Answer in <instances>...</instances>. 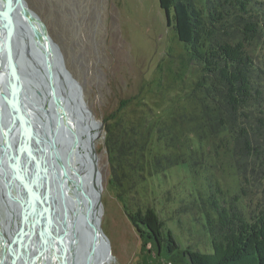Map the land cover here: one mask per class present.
Segmentation results:
<instances>
[{
    "label": "rangeland",
    "instance_id": "rangeland-1",
    "mask_svg": "<svg viewBox=\"0 0 264 264\" xmlns=\"http://www.w3.org/2000/svg\"><path fill=\"white\" fill-rule=\"evenodd\" d=\"M26 1L95 120L109 123L87 124L99 132L112 256L104 264H190L188 252L233 259L264 213V0ZM178 3L187 7V42L175 28ZM207 106L229 127L214 134ZM152 214L171 249L138 232L134 223Z\"/></svg>",
    "mask_w": 264,
    "mask_h": 264
},
{
    "label": "water",
    "instance_id": "water-1",
    "mask_svg": "<svg viewBox=\"0 0 264 264\" xmlns=\"http://www.w3.org/2000/svg\"><path fill=\"white\" fill-rule=\"evenodd\" d=\"M91 123L103 126L40 16L26 0H0V264L112 258L94 141L90 180L63 142L62 131Z\"/></svg>",
    "mask_w": 264,
    "mask_h": 264
},
{
    "label": "trees",
    "instance_id": "trees-1",
    "mask_svg": "<svg viewBox=\"0 0 264 264\" xmlns=\"http://www.w3.org/2000/svg\"><path fill=\"white\" fill-rule=\"evenodd\" d=\"M166 4H167V0H161L162 6H166ZM172 7L174 9V20H175V28H176L177 36L180 41L187 42L191 37L190 23L186 16L187 7L183 3L172 4ZM209 91H211L212 95H214L212 90ZM224 98L226 97L224 96ZM222 101L220 102L222 103ZM124 103H126V100H120L119 105L116 109V112H114V114H116L118 111L122 109L121 106H123ZM223 104L225 105V102ZM206 109H209V107L207 106L205 109L203 108L204 114L208 119L206 123L210 128L213 129V131L215 132L214 134H217L216 132L219 133V131L223 126L229 127V123L225 122L224 119L222 120L221 110H219V115L217 114L218 115L217 116L215 114H211L210 112L207 113ZM219 116H221V118H219ZM109 118H112L111 114ZM105 121L107 122V120ZM105 121L103 122V125L107 128L109 123L105 124ZM229 132H230V128H229ZM134 224L138 232L141 234V236L147 237L149 241L153 242L156 247H157V243L161 245L160 241H162L164 246L169 250L170 242H171L170 234L169 232H165V234L162 233L160 229L161 226L164 224L163 222L158 221L155 214H152L150 217L140 218ZM252 230H253V237L249 245H246L245 247L241 248L239 253L233 259L212 261L206 259L205 257L199 255L198 253L188 252L190 264H230L232 262L241 260L244 256L247 255L254 256V264H264V213L256 219V221L253 224Z\"/></svg>",
    "mask_w": 264,
    "mask_h": 264
},
{
    "label": "bare ground",
    "instance_id": "bare-ground-1",
    "mask_svg": "<svg viewBox=\"0 0 264 264\" xmlns=\"http://www.w3.org/2000/svg\"><path fill=\"white\" fill-rule=\"evenodd\" d=\"M69 125V124H68ZM63 127V126H62ZM62 129V128H61ZM73 131L75 130L74 134L68 131H62L64 136V145L67 152H70L69 162L74 168L79 170L83 176L87 179H91L92 176V160L90 154V140H93L92 137H95L89 131L87 125L85 127H78L75 125L74 129L70 127ZM76 134V135H75ZM100 186H101V179H100ZM5 201V200H4ZM5 207L2 204V208ZM6 209V208H5ZM97 264H104L105 260L107 259L106 256L102 253L98 256Z\"/></svg>",
    "mask_w": 264,
    "mask_h": 264
},
{
    "label": "flooded vegetation",
    "instance_id": "flooded-vegetation-1",
    "mask_svg": "<svg viewBox=\"0 0 264 264\" xmlns=\"http://www.w3.org/2000/svg\"><path fill=\"white\" fill-rule=\"evenodd\" d=\"M8 203V202H7ZM4 214L3 218H0V223H4L7 219V216ZM3 220V221H2ZM2 221V222H1ZM0 235H1V227H0Z\"/></svg>",
    "mask_w": 264,
    "mask_h": 264
}]
</instances>
